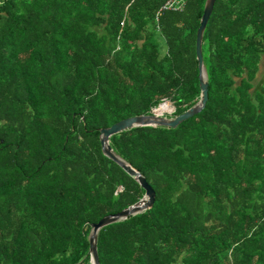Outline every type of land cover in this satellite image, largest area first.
Listing matches in <instances>:
<instances>
[{
	"label": "trees",
	"instance_id": "trees-1",
	"mask_svg": "<svg viewBox=\"0 0 264 264\" xmlns=\"http://www.w3.org/2000/svg\"><path fill=\"white\" fill-rule=\"evenodd\" d=\"M168 1L0 0V264H91V225L144 196L99 136L199 101L206 0ZM202 55L200 113L109 140L155 199L99 264H264V0H215Z\"/></svg>",
	"mask_w": 264,
	"mask_h": 264
},
{
	"label": "water",
	"instance_id": "water-1",
	"mask_svg": "<svg viewBox=\"0 0 264 264\" xmlns=\"http://www.w3.org/2000/svg\"><path fill=\"white\" fill-rule=\"evenodd\" d=\"M215 4V0H206L204 4L203 14L200 19L199 27L196 31V40H195V53H196V60L198 62V69H199V88H200V99L199 101L183 112L180 115H177L173 118H166L164 116L158 115L156 110L160 109L161 106L165 104L171 105L170 101H166L163 104L159 105L158 108L153 111L149 115H140V116H133L121 120L108 128L100 129V144L101 150L104 156H106L111 161L115 162L123 169L133 180H135L141 188L144 190V196L135 204L127 207L126 209L122 210L119 213L108 215L103 217L99 222L91 225V231L88 237L89 249L88 253L90 255V263L91 264H99L98 254H97V234L100 229L116 223L120 220H123L129 216L139 214L145 210H148L152 207L155 199V192L151 188V186L146 182L145 178L130 164L126 161L118 157L111 148L110 145V138L115 136L121 132L138 128V127H166L175 129L178 125L182 122L192 118L193 116L197 115L202 111L205 107V104L208 100V83L206 81V75L203 67V55H202V43H203V34L205 32L207 23L209 18L212 14L213 7ZM172 110L170 114L175 109L171 106Z\"/></svg>",
	"mask_w": 264,
	"mask_h": 264
},
{
	"label": "built area",
	"instance_id": "built-area-1",
	"mask_svg": "<svg viewBox=\"0 0 264 264\" xmlns=\"http://www.w3.org/2000/svg\"><path fill=\"white\" fill-rule=\"evenodd\" d=\"M180 5H181V0H169L164 8L165 9H173V8H175V6L179 7ZM155 110H153V111H155ZM168 114H170V113H168Z\"/></svg>",
	"mask_w": 264,
	"mask_h": 264
},
{
	"label": "bare ground",
	"instance_id": "bare-ground-1",
	"mask_svg": "<svg viewBox=\"0 0 264 264\" xmlns=\"http://www.w3.org/2000/svg\"><path fill=\"white\" fill-rule=\"evenodd\" d=\"M168 106H169L170 109L168 108ZM171 110H172L171 105H169V104L167 103V104L161 106V108H160L158 111H156V113H157L158 115H161V114H163V113H168V112L170 113Z\"/></svg>",
	"mask_w": 264,
	"mask_h": 264
},
{
	"label": "rangeland",
	"instance_id": "rangeland-1",
	"mask_svg": "<svg viewBox=\"0 0 264 264\" xmlns=\"http://www.w3.org/2000/svg\"><path fill=\"white\" fill-rule=\"evenodd\" d=\"M160 44H161V41H160ZM163 48V47H162ZM264 70L262 69V72H263ZM169 108V107H168ZM169 113V112H168ZM163 116L164 117H167V118H173V115H170V114H167V113H163Z\"/></svg>",
	"mask_w": 264,
	"mask_h": 264
},
{
	"label": "clouds",
	"instance_id": "clouds-1",
	"mask_svg": "<svg viewBox=\"0 0 264 264\" xmlns=\"http://www.w3.org/2000/svg\"><path fill=\"white\" fill-rule=\"evenodd\" d=\"M166 102V101H165ZM163 104V103H162ZM161 105V104H160ZM171 106L174 108V106L171 103ZM175 109V108H174ZM153 112V111H152ZM175 112V111H174ZM168 114V113H167ZM170 115H173V113H171ZM163 116V115H162ZM175 117V116H174ZM167 118V117H166Z\"/></svg>",
	"mask_w": 264,
	"mask_h": 264
}]
</instances>
